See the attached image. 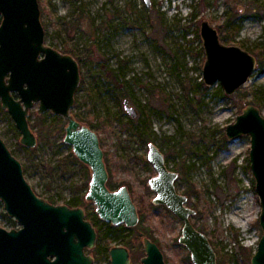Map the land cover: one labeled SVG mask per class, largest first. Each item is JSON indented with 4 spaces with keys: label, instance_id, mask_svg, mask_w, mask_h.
Segmentation results:
<instances>
[{
    "label": "rangeland",
    "instance_id": "rangeland-1",
    "mask_svg": "<svg viewBox=\"0 0 264 264\" xmlns=\"http://www.w3.org/2000/svg\"><path fill=\"white\" fill-rule=\"evenodd\" d=\"M38 1L46 42L72 54L80 65L73 113L98 133L114 181L108 186L129 188L140 220L110 230L97 215L85 198L88 188L79 189L90 183L91 169L67 158L72 147L64 142L65 130L39 135L40 121L55 124L61 115L39 114L38 103L32 107L28 118L37 145L27 147L0 101V136L22 162L36 193L72 204L81 197L79 206L98 233L95 264H111L109 251L116 245L130 249L132 264H142L145 237L158 243L167 264H194L179 242L183 221L166 205L153 203L149 179L157 171L147 160L149 145L155 143L168 168L179 173L176 188L196 210L191 220L209 237L219 264H251L262 236L251 140L249 135L228 138L226 126L250 103L264 115V55L258 54L264 48V0ZM232 13L235 24L228 21ZM205 19L224 43L240 45L257 58L251 77L234 94H226L220 82L209 86L204 81L200 28ZM107 70L115 71L124 89ZM125 98L138 110L137 117L125 110ZM254 203L257 213L251 212Z\"/></svg>",
    "mask_w": 264,
    "mask_h": 264
},
{
    "label": "water",
    "instance_id": "water-1",
    "mask_svg": "<svg viewBox=\"0 0 264 264\" xmlns=\"http://www.w3.org/2000/svg\"><path fill=\"white\" fill-rule=\"evenodd\" d=\"M150 5V0H145ZM0 101L11 114L21 132L20 142L27 147L37 145V136L29 123L30 109L38 103V113L50 110L67 122L64 142L71 145L75 156L91 169L86 200L92 202L97 215L113 224L136 226L140 216L126 185L113 190L108 186L109 172L98 133L73 113L75 94L81 82L78 60L46 42L38 0H0ZM200 36L206 56L204 81L212 86L220 82L226 94H234L251 77L257 66L255 55L240 45L224 43L218 29L203 20ZM131 117L138 110L124 100ZM230 139L249 135L250 162L260 197L262 236L251 257V264H264V115L260 107L248 104L236 120L226 126ZM148 160L157 174L149 179L155 192L153 203L166 205L183 221L179 242L190 251L194 264H219L217 252L209 237L197 228L191 217L196 210L187 206L188 197L178 192L175 181L179 173L168 168L163 152L150 143ZM0 198L9 215L24 223V232L37 236L67 237L73 251L95 246L98 238L93 222L86 218L81 206L52 204L36 193L24 174L22 162L0 136ZM66 229V231H64ZM13 233V232H11ZM42 236H41V235ZM65 234V235H62ZM58 241V240H57ZM142 264H167L158 243L150 237L143 241ZM111 264H132L130 249L125 245L111 247ZM56 264L61 263L56 259ZM91 254L73 256L70 264H93Z\"/></svg>",
    "mask_w": 264,
    "mask_h": 264
},
{
    "label": "flooded vegetation",
    "instance_id": "flooded-vegetation-1",
    "mask_svg": "<svg viewBox=\"0 0 264 264\" xmlns=\"http://www.w3.org/2000/svg\"><path fill=\"white\" fill-rule=\"evenodd\" d=\"M44 198L52 204L63 203L52 201L48 197ZM63 204H67L70 208L79 206ZM24 226L17 217L9 215L5 202L0 198V264H56V259H60L59 264H70L73 256L81 257L83 254L85 256L91 254L94 258L93 264L98 261L97 242L92 248L82 246L81 253L77 254L72 250L67 237L56 239L49 236V232L48 237L42 236L43 234L39 237L33 231L24 232Z\"/></svg>",
    "mask_w": 264,
    "mask_h": 264
},
{
    "label": "trees",
    "instance_id": "trees-1",
    "mask_svg": "<svg viewBox=\"0 0 264 264\" xmlns=\"http://www.w3.org/2000/svg\"><path fill=\"white\" fill-rule=\"evenodd\" d=\"M236 15L237 14H235V13H232L231 14V16L228 18V21H229V24H235V17H236ZM0 21H1V18H0ZM238 28H239V26H238ZM237 28V29H238ZM197 38H200L199 37V35H198V37ZM262 53H264V48L262 49H260L259 51H258V54H260V55H264V54H262ZM107 74L109 75V76H111V77H113L114 78V80H115V84L119 87V88H121V89H124V83H121V81L119 82L118 81V76H117V74L115 73V71H110V70H107ZM118 83V84H117ZM262 100H264V93H262ZM254 101H256V99L254 98ZM76 116V115H75ZM78 118V117H77ZM29 119V118H28ZM57 120H56V123L55 124H52V123H46L45 121H40L41 122V124H40V129H39V135L40 136H42V137H44L45 135H50L52 132H53V130H55L56 128H60V130H62L63 132H64V130H65V126H66V124H67V122H66V120L63 118V117H61V116H58L57 118H56ZM78 119H80V118H78ZM132 121V120H131ZM29 123H30V120H29ZM31 125V124H30ZM32 128V127H31ZM33 129V128H32ZM34 131V130H33ZM141 134H142V136H144L145 137V139H147L148 138V133H146V129H143L142 131H141ZM147 134V135H146ZM67 158L69 159V160H78V158L75 156V154L73 153V151H70V153L67 155ZM147 163H150L149 162V160H147ZM108 184L109 185H114V181H112V180H110L109 179V181H108ZM82 188H89V183H85V184H83L82 186H80L79 187V189H82ZM48 198H50L52 201H55V202H58L59 200L55 197V196H47ZM68 204H70V205H79V204H81L82 203V199H81V197H79L73 204H72V202H67ZM108 224V226H109V229L110 230H114V229H122V228H124L125 226H124V224H121V225H118L117 227H114L111 223H107ZM102 237V236H101ZM106 249H108V247H106ZM191 255V254H190ZM219 261V260H218Z\"/></svg>",
    "mask_w": 264,
    "mask_h": 264
},
{
    "label": "bare ground",
    "instance_id": "bare-ground-1",
    "mask_svg": "<svg viewBox=\"0 0 264 264\" xmlns=\"http://www.w3.org/2000/svg\"><path fill=\"white\" fill-rule=\"evenodd\" d=\"M244 200L246 201V200H248V199H245V198H244ZM244 200H242L241 202L244 203V202H245ZM251 212H252V213H253V212H254V213H257V212H258L255 203L251 205ZM252 217H253V216H252ZM249 218H250V217H246L245 220H248ZM245 220H244V221H245ZM236 222L238 223L239 221L236 220Z\"/></svg>",
    "mask_w": 264,
    "mask_h": 264
}]
</instances>
